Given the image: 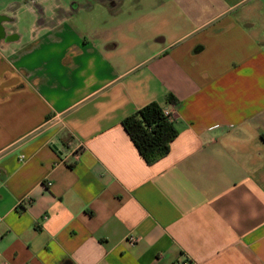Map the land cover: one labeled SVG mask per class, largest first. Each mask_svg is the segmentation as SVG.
<instances>
[{
	"label": "crops",
	"instance_id": "0c3cea01",
	"mask_svg": "<svg viewBox=\"0 0 264 264\" xmlns=\"http://www.w3.org/2000/svg\"><path fill=\"white\" fill-rule=\"evenodd\" d=\"M0 216V264H264V0H0Z\"/></svg>",
	"mask_w": 264,
	"mask_h": 264
},
{
	"label": "trees",
	"instance_id": "16d2710c",
	"mask_svg": "<svg viewBox=\"0 0 264 264\" xmlns=\"http://www.w3.org/2000/svg\"><path fill=\"white\" fill-rule=\"evenodd\" d=\"M123 127L148 164L165 157L177 137L176 129L156 103L149 104L126 118Z\"/></svg>",
	"mask_w": 264,
	"mask_h": 264
},
{
	"label": "built area",
	"instance_id": "2783aa9c",
	"mask_svg": "<svg viewBox=\"0 0 264 264\" xmlns=\"http://www.w3.org/2000/svg\"><path fill=\"white\" fill-rule=\"evenodd\" d=\"M164 115L168 118L169 121H171V114L168 111H164L163 112ZM83 150L82 147L76 149L71 156L67 159V163L72 164L76 161H78L81 151ZM50 185V184H49ZM2 222V217L0 216V223ZM178 264H191V262L189 260H183L182 262L178 263Z\"/></svg>",
	"mask_w": 264,
	"mask_h": 264
}]
</instances>
